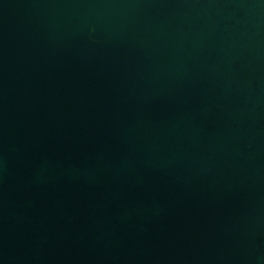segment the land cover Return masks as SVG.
Masks as SVG:
<instances>
[{
    "label": "water",
    "instance_id": "obj_1",
    "mask_svg": "<svg viewBox=\"0 0 264 264\" xmlns=\"http://www.w3.org/2000/svg\"><path fill=\"white\" fill-rule=\"evenodd\" d=\"M0 264H264V0H0Z\"/></svg>",
    "mask_w": 264,
    "mask_h": 264
}]
</instances>
